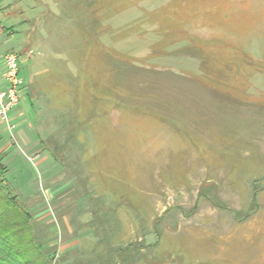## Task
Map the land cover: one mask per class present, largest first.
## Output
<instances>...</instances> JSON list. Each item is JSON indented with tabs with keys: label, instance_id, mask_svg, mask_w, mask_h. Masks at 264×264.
I'll return each mask as SVG.
<instances>
[{
	"label": "rangeland",
	"instance_id": "obj_1",
	"mask_svg": "<svg viewBox=\"0 0 264 264\" xmlns=\"http://www.w3.org/2000/svg\"><path fill=\"white\" fill-rule=\"evenodd\" d=\"M187 1L20 0L3 21L31 23L0 38V93L6 53L23 81L0 180L53 264H264V0Z\"/></svg>",
	"mask_w": 264,
	"mask_h": 264
},
{
	"label": "trees",
	"instance_id": "obj_2",
	"mask_svg": "<svg viewBox=\"0 0 264 264\" xmlns=\"http://www.w3.org/2000/svg\"><path fill=\"white\" fill-rule=\"evenodd\" d=\"M196 1L191 0L190 2L187 1V3L194 4L197 3ZM198 1L201 2L202 0ZM174 26L176 31L179 29L181 34L190 40L184 51L195 50L198 52L206 48L207 44L209 45L208 42L200 38L186 37V31L181 30L180 26L176 24ZM185 38L177 39L176 42L184 41ZM211 45L217 47L216 44L210 43ZM203 56L205 57V55ZM207 60H210V56L205 57L203 64H207ZM209 62L211 63V61ZM198 82L208 85V81L202 80L201 82L199 80ZM211 87V91L213 90L214 93L220 92L228 97L229 100L235 98L227 88L217 84ZM220 93L217 95L220 96ZM0 169L4 170L1 162ZM30 221V214L24 211L16 196L12 197L5 191L2 180H0V264H53V258L49 256L44 246L36 240Z\"/></svg>",
	"mask_w": 264,
	"mask_h": 264
},
{
	"label": "built area",
	"instance_id": "obj_3",
	"mask_svg": "<svg viewBox=\"0 0 264 264\" xmlns=\"http://www.w3.org/2000/svg\"><path fill=\"white\" fill-rule=\"evenodd\" d=\"M6 91L0 93V117L7 120L9 111L20 103V89L23 83L20 77L19 57L15 53H6L3 57Z\"/></svg>",
	"mask_w": 264,
	"mask_h": 264
},
{
	"label": "crops",
	"instance_id": "obj_4",
	"mask_svg": "<svg viewBox=\"0 0 264 264\" xmlns=\"http://www.w3.org/2000/svg\"><path fill=\"white\" fill-rule=\"evenodd\" d=\"M20 0H0V38L2 36H6L7 38H13L14 35L17 33V26L19 24L27 25L31 23V20L27 17L25 19L20 20L18 24L13 23L11 27L3 26V21L11 20L10 22L14 21L15 13L13 12V8L15 6H19ZM23 13L25 11L21 9Z\"/></svg>",
	"mask_w": 264,
	"mask_h": 264
}]
</instances>
